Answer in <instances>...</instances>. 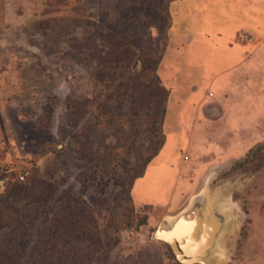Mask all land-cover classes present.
<instances>
[{"label": "rangeland", "instance_id": "rangeland-1", "mask_svg": "<svg viewBox=\"0 0 264 264\" xmlns=\"http://www.w3.org/2000/svg\"><path fill=\"white\" fill-rule=\"evenodd\" d=\"M196 30L207 41L232 32L231 45L253 52L264 42V0H0V195L16 184L26 187L8 209L33 215L31 191L35 210L69 206L72 195L61 192L72 191L94 215L85 240L87 246L97 240L91 257L101 264H181L155 238L162 218L205 185L210 191L232 186L231 229L215 264H264V148L241 163L264 144V43L250 53V95L225 97L228 78L215 84L210 78L222 62H201L204 51L196 52L190 39ZM145 59L159 60L158 76L166 75L165 87L173 90L164 146L135 181L129 205L124 195L115 201L124 168L152 136L122 103ZM190 84L200 85L196 95ZM195 99L204 109L197 122L190 109ZM217 105L221 111L214 114ZM212 116L213 125L202 123ZM45 220L38 213L24 250L18 233L0 231V241L15 244L26 262L39 248Z\"/></svg>", "mask_w": 264, "mask_h": 264}, {"label": "trees", "instance_id": "trees-1", "mask_svg": "<svg viewBox=\"0 0 264 264\" xmlns=\"http://www.w3.org/2000/svg\"><path fill=\"white\" fill-rule=\"evenodd\" d=\"M158 11L162 13V10ZM159 32L161 33L160 35H162V29L159 28ZM163 41L166 42V38H164ZM126 50L129 51L130 49L126 48ZM160 54V51L157 52L158 58ZM152 61L151 59L142 61V70L135 73L139 77L134 78L132 82L127 85L123 94L124 103H122V105L125 111L130 112L133 120L138 123V125H141L142 128L148 129L149 135L152 136V142L148 144V148L144 151H137L134 157L130 159L129 162L132 161L134 166L128 162L124 168L120 185L121 188L116 195L115 201L117 202L120 195H124L125 201L129 203V205L133 200L132 194L130 193L132 192L135 181L144 174L148 163L161 151L165 143L163 123L170 92L158 76L157 65L159 60ZM262 148H264V144L251 148V150L241 158V163L248 161L250 157L255 155L256 152ZM131 170L132 172L130 173ZM31 186L37 187L34 183H32ZM25 190L26 187L24 185L16 184L10 188L9 192L0 195V231L4 230L5 235L8 234L9 231L18 233L20 241L17 246L19 250H24L27 245V237H29L33 228L38 226L36 225L38 213L43 214L46 220L43 223L45 225L38 232L39 248L29 254L27 258L28 261L21 262L18 257L19 254L16 253L18 252L17 246H15V244L13 247L10 245H3L2 241H0V264H43V261L54 262V264L66 263L67 261V264H101V261H97L96 257H91L95 251L99 250V247L97 248V240H93L94 243L91 242L89 246L86 245L88 241L85 240V237L88 236L86 232L87 222L89 219L92 223L96 221L94 215L91 214V208L81 200L80 196L74 194L72 191L66 190V192H61V195L66 196V198L72 195V198H69L70 201H72V205H57L54 206V208H50L48 205H39L37 206L39 209L35 210L36 205H38V198L36 194L31 191L28 196L31 199L30 207H33L35 211L34 214L20 212L16 216L8 209L9 203L14 199V196H19L23 192H26ZM18 193L19 195H17ZM22 201L23 200L20 199L15 201V203H21ZM75 204H83V209L79 211ZM60 205H62V202ZM64 207L66 211L63 214ZM49 213L52 214V218L47 215ZM53 217L54 221H52ZM67 217H70L72 221L69 222L68 220L64 222ZM117 223L120 224L122 222L117 221ZM61 230H63L62 233L64 237ZM79 234L83 239L79 237ZM7 236L8 235L5 237ZM25 236L27 237L25 238ZM40 245L44 250L40 249ZM50 249L53 252L52 255ZM81 251H87V254Z\"/></svg>", "mask_w": 264, "mask_h": 264}, {"label": "water", "instance_id": "water-1", "mask_svg": "<svg viewBox=\"0 0 264 264\" xmlns=\"http://www.w3.org/2000/svg\"><path fill=\"white\" fill-rule=\"evenodd\" d=\"M233 188L229 186L224 187V189L214 188L210 191V187L205 185L200 191L191 196L188 203L179 212L162 218L157 226L155 238L170 245L176 259L181 264H215L219 262L224 257L220 250V243L224 235L231 229L229 210L233 209V202L230 200ZM198 210L201 217H193L194 214L197 215ZM212 217H214V220H217V223L212 228L214 231L213 237L210 239V245L206 244L202 253H199V251L197 253L190 252V249H185L182 245L183 242L179 240L174 232L186 228L187 223H189L188 221L193 224L192 218H196V220H200L196 222L197 226L195 229L188 230L196 232V235L198 234L199 236L200 227L198 226H200V223L210 221L213 219ZM168 231H172V233L168 235Z\"/></svg>", "mask_w": 264, "mask_h": 264}, {"label": "crops", "instance_id": "crops-1", "mask_svg": "<svg viewBox=\"0 0 264 264\" xmlns=\"http://www.w3.org/2000/svg\"><path fill=\"white\" fill-rule=\"evenodd\" d=\"M192 6H193V2H190L189 7H192ZM179 12H180V14H182L181 11H179ZM229 18L226 17V19H223V17H222L223 20H218V21H220V22L229 21ZM190 22L192 24V16H191ZM222 31L223 32L221 35H217L216 33H215V35L212 34V40L207 41L205 35L201 31L196 30L195 33H193L194 38L190 37V39L193 40L192 46L194 47L196 52L198 50L204 51L203 54L199 55L200 57H202L201 62H204V59H206V61L209 62L208 64H212V65L216 62H222V67H216L213 70L210 78H211L212 84L217 83L222 78H228L227 86L221 90V92H222L221 94L223 96H225V97L229 96L230 91H231V95L235 94L236 97H241V98H243L245 96L248 97L250 95V79L253 75V74L251 75V69H250V60H251L250 59V56H251L250 53L252 51L249 52L247 50H243V46H240V45H231L230 44V39H231L230 35H232L231 34L232 32L230 34H226L224 32V30H222ZM186 38L189 39V37H186ZM263 43L264 42H261L260 44H258L255 47V50L258 51V49L260 48V46ZM255 50L252 52V54L255 52ZM189 58H191V57H189ZM223 63H226V64L223 66ZM160 65H162V64H160ZM159 76H160V79L163 82V84H165V86H166V84H168L167 82L169 81L167 79V77H165L166 75H163V74L161 75L159 72ZM190 86L192 89V93H194V95H196L200 85L199 84H190ZM168 88H169V91L171 94L172 90H173L171 85H168ZM248 101L249 100H247V102ZM241 102H243V101L241 100ZM200 103L203 104L201 99H195L194 100V107L190 106L191 104L189 106L186 105L189 108L193 107L190 109L195 111L194 112L195 115L192 118L193 122L198 121L197 120L198 116L196 115V113L198 114L199 112L204 111L203 105H201ZM260 104L262 106H264V101L260 102ZM219 110H220V106L217 105L213 108L212 113L216 114L217 112H219ZM213 116L211 119L205 118L206 123L204 121L202 123H204L205 125H209V124L213 125V123H214V121H213L214 117ZM221 119H222V117L220 118V121H221ZM204 124H202V125H204Z\"/></svg>", "mask_w": 264, "mask_h": 264}, {"label": "bare ground", "instance_id": "bare-ground-1", "mask_svg": "<svg viewBox=\"0 0 264 264\" xmlns=\"http://www.w3.org/2000/svg\"><path fill=\"white\" fill-rule=\"evenodd\" d=\"M199 208H200V206H199ZM199 210H198L197 215L194 214L193 217H195V216L201 217V214H199V212H200ZM212 218L213 219H211L210 221H206V222L204 221V222L200 223V226H198V227H200L199 228V236H198V234L196 235V232H194L192 230H188V229H193V228L195 229V227L197 226L196 222L200 221V220H196V218H192L193 224H191V222L188 221L189 223H187L188 225L186 226V228H182V230L174 232L175 235L179 238V240L183 242L182 245L185 249H188V250L190 249V252L197 253L199 251V253L200 252L202 253L206 247V244H208V246L210 245V242H211L210 239L213 237L212 234L214 231L212 228L217 223V220H214V217H212ZM175 230H177V229H175ZM167 233H168V235H170L172 233V231L171 232L168 231ZM190 233H192V234L190 235ZM194 236H196V237H194Z\"/></svg>", "mask_w": 264, "mask_h": 264}]
</instances>
